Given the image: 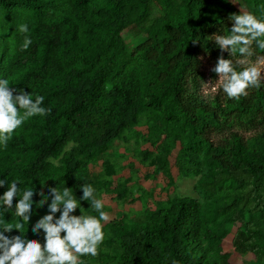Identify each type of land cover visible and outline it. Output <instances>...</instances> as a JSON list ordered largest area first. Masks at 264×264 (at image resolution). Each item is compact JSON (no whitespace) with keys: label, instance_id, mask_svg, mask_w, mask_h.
Wrapping results in <instances>:
<instances>
[{"label":"trees","instance_id":"1","mask_svg":"<svg viewBox=\"0 0 264 264\" xmlns=\"http://www.w3.org/2000/svg\"><path fill=\"white\" fill-rule=\"evenodd\" d=\"M249 9L264 15V0H0V79L44 96L51 109L25 121L0 149V178L38 190L37 203L48 184L77 198L79 186L91 184L102 197L113 190L89 166L130 138L160 152L154 175L171 179L167 158L178 148L175 167L196 178L195 198L174 197L134 217L105 207L112 215L102 221L105 239L84 264H233L223 251L229 237L241 257L252 256L241 264H264V79L239 98L198 95L202 57L212 79L220 56L247 67L213 36L228 34L229 16ZM252 48L251 58H264ZM123 186L114 191L124 197ZM33 211L32 224L47 205ZM5 215L17 219L14 209ZM24 235L42 242L30 225Z\"/></svg>","mask_w":264,"mask_h":264},{"label":"clouds","instance_id":"2","mask_svg":"<svg viewBox=\"0 0 264 264\" xmlns=\"http://www.w3.org/2000/svg\"><path fill=\"white\" fill-rule=\"evenodd\" d=\"M229 20L232 27L228 34L213 36L221 51L230 55L239 53L243 58L239 61L241 65L248 63L247 58L254 54L253 44L256 50L264 52V15L241 11L231 14ZM19 31L27 34L28 25H20ZM31 43V38L25 36L22 47L27 49ZM212 71L224 81L223 91L230 99L247 95L250 87L262 86V72L255 64L237 70L232 59L220 56ZM44 100L42 95L33 98L24 89L14 90L8 80L0 79V149L7 146L25 121L34 116H46L51 111L43 106ZM2 177L0 188L6 187V190L0 195V264H84L82 257L98 254V247L105 239L102 221H109L110 216L104 210V199L93 185L81 184L83 194L77 198L69 187L61 190L42 184L39 190L42 200L37 203L34 197L38 190L22 188L19 178L9 182L6 176ZM82 201L90 204L96 215L83 214ZM37 204L47 205V211L32 224ZM13 209L15 222L5 215ZM77 209L80 215L74 214ZM26 225H30L36 237H42V242L24 235ZM14 231L18 234L11 235Z\"/></svg>","mask_w":264,"mask_h":264},{"label":"rangeland","instance_id":"3","mask_svg":"<svg viewBox=\"0 0 264 264\" xmlns=\"http://www.w3.org/2000/svg\"><path fill=\"white\" fill-rule=\"evenodd\" d=\"M234 1V0H231ZM251 12L249 9L247 12ZM123 37L129 46L134 45L136 36L131 31L123 33ZM243 59L240 56V60ZM248 63L255 64L261 69L262 79H264V61L261 57H248ZM201 72L204 78L200 82L198 95L207 101H211L215 96H224L222 79L210 77L211 65L206 57L201 59ZM70 150L75 151L72 146ZM159 153L152 148L145 140L135 141L129 139L127 142L119 140L115 143L110 156L97 165L89 166L95 174H105V180L109 184L110 190L113 193H105L102 198L105 202V207L115 211L123 212L130 217L141 214L145 209H156L161 204L166 203L174 197H192L195 198L193 186L196 178L185 177L175 167V158L178 155V148L173 150L168 156L169 170L171 179L165 178L161 173L154 175L153 166L160 161ZM145 154L151 155L153 158H144ZM109 165V168L105 167ZM117 184L124 185L125 196L122 191H114ZM122 188V189H123ZM119 192V194H117ZM110 219L112 217L109 214ZM109 219V220H110ZM224 254L229 257L233 264H241L242 261L252 260V256L241 257L231 244V238H227L223 243Z\"/></svg>","mask_w":264,"mask_h":264}]
</instances>
